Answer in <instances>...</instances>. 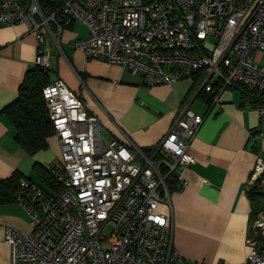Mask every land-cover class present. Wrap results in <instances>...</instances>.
I'll return each mask as SVG.
<instances>
[{
    "label": "built area",
    "instance_id": "2783aa9c",
    "mask_svg": "<svg viewBox=\"0 0 264 264\" xmlns=\"http://www.w3.org/2000/svg\"><path fill=\"white\" fill-rule=\"evenodd\" d=\"M80 21L87 36L72 46L87 58L122 65L147 85L188 78L209 110L226 88L240 85L264 117V0H66L42 11L37 0H0V26L28 23L35 63L48 67L43 33ZM58 158L47 167L55 192L21 178L14 200L30 216L29 231L4 227L9 264H200L173 244L158 206L170 198L168 178L183 187L195 162L189 147L204 120L185 105L159 141L146 149L106 135L98 117L62 80L42 88ZM104 133V134H103ZM264 193V160L248 186ZM162 191V192H161ZM261 240V245L259 241ZM240 264H264V210L256 213Z\"/></svg>",
    "mask_w": 264,
    "mask_h": 264
},
{
    "label": "crops",
    "instance_id": "0c3cea01",
    "mask_svg": "<svg viewBox=\"0 0 264 264\" xmlns=\"http://www.w3.org/2000/svg\"><path fill=\"white\" fill-rule=\"evenodd\" d=\"M39 30L47 46L50 82L60 79L76 92L98 117L106 135L120 141L131 139L148 148L159 141L185 105L204 116L189 147L195 162L181 172L186 184L181 188L176 184L158 211L167 217L173 244L186 260L200 264L243 262L251 221L264 210V198L250 192L248 186L256 158L264 160V117L250 102L241 100L236 88L222 91L209 110V97L203 93L192 97L194 86L188 79L147 85L139 74L122 65L87 58L71 43L87 36L79 21L62 30L54 25L50 31L46 27ZM36 47L28 23L0 26V178L18 171L41 184L38 168L58 158L57 137H47L45 148L28 153L16 141L3 110L17 96L26 71L35 66ZM35 162L39 167H34ZM41 186L52 191L51 186ZM254 189L260 190L258 186ZM29 220L17 201L0 203V264L10 261L4 227L28 232Z\"/></svg>",
    "mask_w": 264,
    "mask_h": 264
},
{
    "label": "trees",
    "instance_id": "16d2710c",
    "mask_svg": "<svg viewBox=\"0 0 264 264\" xmlns=\"http://www.w3.org/2000/svg\"><path fill=\"white\" fill-rule=\"evenodd\" d=\"M17 1L27 4L31 0ZM65 1L66 0H37L40 9L44 12L60 8ZM48 83H50L48 67L35 64L34 67L26 71L19 85L18 94L15 99L3 109L8 115L15 130L14 136L16 141L25 151L31 154L45 148L47 146L46 138L53 135L54 131L52 122L47 114L46 102L42 94V88ZM234 88L241 92V100L243 102H250L245 97L244 87L235 85ZM201 93L202 91L198 92L197 95ZM250 103L253 106V103ZM144 149L148 150L147 148ZM39 165L40 164L37 162L34 163V167H39ZM38 169L41 173L37 176L42 183L54 189L58 187V184L53 182V176H51V171L47 166H40ZM21 178H28L37 182L35 179L26 177L18 171H14L6 178H0V203L14 201L15 192ZM176 184L177 182L173 179L168 178L166 180V185L170 192L177 186L179 188V185L177 184L176 186ZM255 188H257V186H255ZM250 192L258 193L264 198V193L260 190L251 189Z\"/></svg>",
    "mask_w": 264,
    "mask_h": 264
},
{
    "label": "rangeland",
    "instance_id": "374dc122",
    "mask_svg": "<svg viewBox=\"0 0 264 264\" xmlns=\"http://www.w3.org/2000/svg\"><path fill=\"white\" fill-rule=\"evenodd\" d=\"M79 22H80V21H79ZM80 23H82V22H80ZM82 24H83V23H82ZM83 25H84V24H83ZM262 61H263V63H264V58H263ZM185 79H188V78H185ZM182 80H183V79H182ZM188 80H190V79H188ZM190 81H191V80H190ZM226 89H232V88H226ZM226 89H225V90H226ZM223 91H224V90H223ZM103 134H104V133H103ZM57 188H58V187H56V188L54 189L53 187H51V190H52L51 192H55V191L57 190ZM260 191H261V190H260ZM259 245H261V240L259 241Z\"/></svg>",
    "mask_w": 264,
    "mask_h": 264
},
{
    "label": "water",
    "instance_id": "95a60500",
    "mask_svg": "<svg viewBox=\"0 0 264 264\" xmlns=\"http://www.w3.org/2000/svg\"><path fill=\"white\" fill-rule=\"evenodd\" d=\"M251 189H254L255 188V185H253L252 187H250Z\"/></svg>",
    "mask_w": 264,
    "mask_h": 264
}]
</instances>
